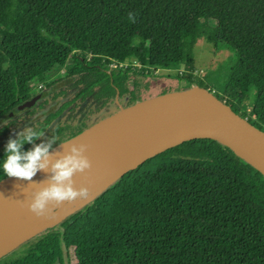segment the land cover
Segmentation results:
<instances>
[{
    "label": "trees",
    "instance_id": "1",
    "mask_svg": "<svg viewBox=\"0 0 264 264\" xmlns=\"http://www.w3.org/2000/svg\"><path fill=\"white\" fill-rule=\"evenodd\" d=\"M200 38L233 52L232 102L254 89L250 117L233 109L264 129V0H0V180L18 132L55 135V147L146 99L150 68L184 64L191 80ZM35 82L52 90L32 106ZM0 264H264V174L218 140L187 141Z\"/></svg>",
    "mask_w": 264,
    "mask_h": 264
},
{
    "label": "water",
    "instance_id": "2",
    "mask_svg": "<svg viewBox=\"0 0 264 264\" xmlns=\"http://www.w3.org/2000/svg\"><path fill=\"white\" fill-rule=\"evenodd\" d=\"M42 97L37 94L31 105ZM211 138L231 148L237 155L264 174V129L238 114L230 104L201 86L189 90L160 94L140 100L102 119L62 143L84 142L92 168L74 177L76 187L87 186L90 199L76 206L65 202L59 208L75 207L60 220L41 228L21 242L52 226L129 171L151 158L187 141ZM50 151L62 152L60 143ZM50 173L38 171L33 181L45 180ZM27 180L6 176L0 180V239L46 217H37L20 201L36 187ZM29 184V185H28ZM59 209H56L59 210Z\"/></svg>",
    "mask_w": 264,
    "mask_h": 264
},
{
    "label": "clouds",
    "instance_id": "3",
    "mask_svg": "<svg viewBox=\"0 0 264 264\" xmlns=\"http://www.w3.org/2000/svg\"><path fill=\"white\" fill-rule=\"evenodd\" d=\"M44 135L43 131L29 127L18 132L15 138H10L2 168L6 176L27 180L36 186L30 195L25 193V198L20 201L22 207H27L37 217L54 218L56 209L65 202L89 198L90 189L83 185L76 187L74 177L91 169L92 161L86 154L88 144L61 142L63 151L52 152L50 150L58 139L55 135L45 139ZM37 140L41 142L36 143ZM25 144H32L33 147L24 150ZM38 171L50 175L43 181L35 182L33 177Z\"/></svg>",
    "mask_w": 264,
    "mask_h": 264
},
{
    "label": "rangeland",
    "instance_id": "4",
    "mask_svg": "<svg viewBox=\"0 0 264 264\" xmlns=\"http://www.w3.org/2000/svg\"><path fill=\"white\" fill-rule=\"evenodd\" d=\"M136 48H134L135 50ZM135 54V52H134ZM135 55H133L131 61L136 62ZM195 56V66L192 70V79L188 80L187 78L180 77L182 72H187V68L184 64L179 67L165 69L162 68L155 73L152 69H149L151 80H152V89L148 92L147 98H151L160 94L176 92V91H185L189 90L194 86H200L204 84L207 89L212 91L216 96H218L223 101L227 102L237 110L241 108L246 112L248 117L251 116V105L253 100L252 88L250 91V99L245 103H240L239 101L232 102L234 97L230 95L228 89L229 76L231 73V68L233 66V52L228 48H223L221 50H216L210 43L206 42L203 38H200L194 50ZM55 74L52 78L59 75ZM191 81V82H189ZM52 88L44 85L43 82H35L33 87V93L41 94L43 98L47 95ZM40 98V99H41ZM38 99L35 104L40 100ZM34 104V105H35ZM33 106V105H32ZM16 113L13 112L10 116H14ZM44 112H41L39 115L43 116ZM91 197L89 196L88 199ZM86 200H77L76 206L81 205L86 202ZM75 206V207H76ZM66 206L65 208L59 209L56 211V216L54 218H44L40 225L47 226L56 222L64 216L66 212L73 210L75 208ZM63 214V215H62Z\"/></svg>",
    "mask_w": 264,
    "mask_h": 264
},
{
    "label": "bare ground",
    "instance_id": "5",
    "mask_svg": "<svg viewBox=\"0 0 264 264\" xmlns=\"http://www.w3.org/2000/svg\"><path fill=\"white\" fill-rule=\"evenodd\" d=\"M63 215V214H62ZM41 228L39 223H33L27 227L0 239V255L12 248L15 244L30 236Z\"/></svg>",
    "mask_w": 264,
    "mask_h": 264
},
{
    "label": "built area",
    "instance_id": "6",
    "mask_svg": "<svg viewBox=\"0 0 264 264\" xmlns=\"http://www.w3.org/2000/svg\"><path fill=\"white\" fill-rule=\"evenodd\" d=\"M129 64L128 63H120V64H117V63H114L112 66L113 67H117V66H121V67H123V66H128ZM138 65V63L137 62H135L134 64H133V66H137ZM150 69H152L153 71H155V73L156 72H158L160 69H162V68H158V69H155V68H150ZM146 73L147 74H151L152 72H150V70H146Z\"/></svg>",
    "mask_w": 264,
    "mask_h": 264
}]
</instances>
